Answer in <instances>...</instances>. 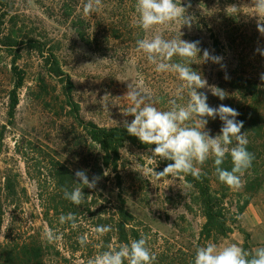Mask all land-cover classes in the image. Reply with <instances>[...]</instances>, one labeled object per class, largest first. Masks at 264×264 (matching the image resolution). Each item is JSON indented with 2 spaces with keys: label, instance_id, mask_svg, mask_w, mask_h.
<instances>
[{
  "label": "rangeland",
  "instance_id": "1",
  "mask_svg": "<svg viewBox=\"0 0 264 264\" xmlns=\"http://www.w3.org/2000/svg\"><path fill=\"white\" fill-rule=\"evenodd\" d=\"M5 1L0 8L4 16L0 29L22 40L25 50L18 64L26 77L0 150V179L9 175L19 189V201H14L15 196L3 199L1 240L34 236L44 246L43 264H88L101 252L120 245L115 226L123 201L132 215L130 226L147 238L146 246L156 256L153 264H194L197 247L209 242L218 246L235 243L249 252L264 247V148L259 163L241 176L242 187H229L232 232L226 237L200 238L205 218L196 189L182 177L156 180L150 170L155 167L159 172L163 164L157 161L155 166L158 158L150 149L131 144L121 148L116 172L104 167L103 152L75 119L65 94L66 81H62L64 76L72 81L71 95L80 118L98 126H123L134 118L122 113L131 106L126 94L130 83L143 81V87L156 98V107L167 110L182 81L175 73H157L136 41L157 34L173 39L181 32V39L199 41L201 50L221 57L223 68L217 63H200L199 58L190 64L209 85L198 91L207 94L212 107L224 104L238 110L237 119L244 122L241 132L249 139L248 121L264 112V35L257 30L264 15L256 13L254 0H181L182 5L190 4L191 29H179L178 22H171L148 31L136 26L137 0H102V7L87 17L83 13L87 0ZM233 5L238 7L237 15ZM211 32L219 38L218 49L213 46ZM32 36L45 41L43 56L27 52L25 42ZM49 52L57 57L64 76L55 74L57 65ZM172 62H180V58L173 57ZM10 69L11 56L0 48V124L8 120V93L14 83ZM211 87L223 89L226 98L212 95ZM105 98L110 102L108 112L102 107ZM221 126L218 117L209 118L206 130L214 137ZM251 127L264 138L263 129ZM226 158L231 159L230 155ZM201 167L212 171L216 187L219 181L213 158ZM78 169L87 170L90 179L101 177L95 190L82 189L86 202L80 206L63 195L65 188L83 187L74 175ZM68 213L76 216V229L59 222V217ZM104 225L112 230L97 236L95 228ZM48 228L57 234L52 244L43 239ZM81 236L89 238L83 247L78 242Z\"/></svg>",
  "mask_w": 264,
  "mask_h": 264
},
{
  "label": "clouds",
  "instance_id": "2",
  "mask_svg": "<svg viewBox=\"0 0 264 264\" xmlns=\"http://www.w3.org/2000/svg\"><path fill=\"white\" fill-rule=\"evenodd\" d=\"M254 5L256 13L264 15V0H254ZM101 7L102 0H87L83 13L87 17ZM187 7H190V4L182 5L181 0H137L136 26L148 31L158 25L178 22L179 29L181 26L191 29L193 18L187 13ZM232 11L236 15L239 13L235 5ZM261 22H264V19L258 20L257 30L264 35V23ZM181 35L180 32L176 38L164 39L161 34H157L151 39L136 41L138 50L146 53L147 60L155 66L157 73H175L182 83L174 98L169 99L167 110L156 107L157 100L153 93L143 87V81L137 85L128 84L126 94L131 106L122 113L134 118L130 123L125 121L124 126L127 133L138 138L141 143L155 145L154 149H151L154 158L158 157L154 160L155 166L158 160L172 161L162 171H155V167L150 170L156 180L165 177L179 178L181 175H191L199 180L203 175L201 166L212 157L218 179L228 187L239 190L242 187L241 176L251 167L254 159L247 149L248 139L244 132H241L244 122L237 119L240 115L238 110L224 104L212 107L207 103V94L198 89L209 88L208 82L200 72L190 67V64L196 63V58L200 59V63L221 64V57L213 55L208 49L201 50L199 41H186L181 39ZM201 51L202 55H198ZM173 57H179L180 62H172ZM221 67L223 68L222 64ZM261 79H264V74ZM210 91L220 100L226 98L227 93L223 89L211 87ZM109 103L105 98L102 104L107 112ZM217 117L222 126L219 134L213 137L206 130V125L209 118L214 120ZM189 121H195L194 125H190ZM233 144L234 146L229 147ZM229 155L232 161L231 170L222 167L226 156ZM74 175L77 183L83 187L77 186L71 191L65 188L63 195L66 200L80 206L86 202L82 189L87 187L95 190L101 177L93 175L90 179L84 169L76 170ZM104 175H108V172L105 171ZM59 222L70 223L72 229L78 227L73 213L61 215ZM111 230L110 225H104L96 227L94 231L97 236L102 237ZM43 239L47 244H52L56 241L57 234L50 228L45 229ZM78 242L83 247L89 242V238L81 236ZM146 244L147 238L142 236L130 244H121L101 252L90 259L88 264H125V261L127 264H153L156 256ZM194 264H264V247L249 252L235 243L218 246L209 242L197 247Z\"/></svg>",
  "mask_w": 264,
  "mask_h": 264
},
{
  "label": "trees",
  "instance_id": "3",
  "mask_svg": "<svg viewBox=\"0 0 264 264\" xmlns=\"http://www.w3.org/2000/svg\"><path fill=\"white\" fill-rule=\"evenodd\" d=\"M6 5L5 0H0V8ZM4 23V16L0 14V25ZM1 28V26H0ZM0 32L1 29H0ZM213 39V46L218 49L219 38L215 36L213 32L210 33ZM22 40H18L10 32L6 35L5 32L0 34V48L11 56V74L14 80L13 87L8 93V106L6 110V116L8 118L6 124H0V150L4 141L5 132L7 126L12 123V119L15 117L16 107L19 104V90L22 88L26 72L20 68L18 62L22 57L24 46L21 44ZM21 44V45H19ZM25 45L27 46V52H35L37 55L43 56L45 53V41H41L36 37L32 36L26 40ZM48 55L52 59V63L57 65L55 74L64 76L63 70H61L57 57L49 52ZM53 64V65H54ZM66 81V97L68 103L72 106L75 119L77 120L80 127L86 132L88 137L95 142L103 152L102 165L114 172L117 171L118 162L120 160V150L126 144H131L139 149H154L155 145H146L141 143L135 136L129 135L125 126H98L91 121H84L80 118L79 106L74 102L71 95L72 81L70 77L64 76ZM259 118H253L248 121V129L252 132H246L250 137L247 144V149L253 154L254 159L251 165L259 163L262 157V150L264 148V138L260 132H254L251 125L256 128L263 129L264 131V112L258 115ZM247 120V118H245ZM259 133V134H257ZM260 137L261 142L257 139ZM158 158V157H157ZM227 159V158H226ZM225 159L222 167L231 170L232 161ZM165 167L172 161L158 160ZM162 171V170H160ZM203 175L199 180L194 179L191 175H181L186 183L196 189L201 210L205 218L200 230V238H210L212 236L226 237L232 232L234 214L230 209L228 202V191L229 187L222 183L218 179L216 187L212 185V171L202 168ZM216 172V171H215ZM6 175V176H5ZM0 179V235L3 225V217L5 215L4 209V197H14V201H19L16 195L19 193L17 189L18 184L5 174ZM4 179V181H3ZM22 189V188H20ZM244 203H248L246 200ZM118 223L115 226V233L117 236L118 243L130 244L133 240H138L141 235L137 229L130 226L132 221V215L126 210L124 202L121 201V205L118 209ZM49 249V246L48 248ZM44 246L38 241L37 237L29 236L27 240H18V238L8 237L5 241L0 239V264H37L38 260L43 264L44 258ZM127 263V261H126Z\"/></svg>",
  "mask_w": 264,
  "mask_h": 264
}]
</instances>
